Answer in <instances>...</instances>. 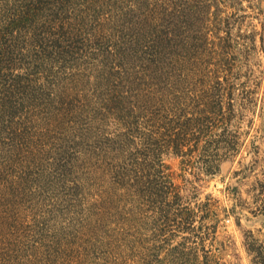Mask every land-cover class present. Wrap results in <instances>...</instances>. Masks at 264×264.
Wrapping results in <instances>:
<instances>
[{
    "label": "trees",
    "instance_id": "1",
    "mask_svg": "<svg viewBox=\"0 0 264 264\" xmlns=\"http://www.w3.org/2000/svg\"><path fill=\"white\" fill-rule=\"evenodd\" d=\"M58 1L65 11L77 2ZM7 2H0L3 118L31 103L21 94L23 90L28 93L30 86L36 29L33 24L38 21L37 14L43 12L37 1L16 0L14 12L8 14ZM120 2L129 7L128 12H122L121 20L126 13L132 23L123 25L124 39L130 40L115 45L116 55L129 63L125 60L117 67L114 80L119 87L110 100L113 110L108 111L117 120L116 133L109 139L113 157L103 167L95 165L96 173H100L97 183L102 178L107 181L95 200L87 203L92 210L86 206L87 232L82 245L75 250L76 256L70 255L63 245V256L61 252L53 254L54 264L161 262L156 254L146 262L140 253L145 247V206L149 204L154 212L159 210L182 230L192 228L196 214L183 204L188 178L183 180L184 185L178 184L164 157L173 154L180 158L184 174L217 175L223 162L240 153L242 133L237 123L244 113H254L261 102L264 0H113L111 5L118 7ZM99 10H86L74 18L67 14L63 25L59 24L62 34L64 31L71 40L75 34L82 43H94L90 44L93 48L97 40L105 38L107 19L101 18ZM52 11L57 14L61 8ZM41 23L36 36L47 40L50 36L45 35L46 24ZM18 80L26 82L18 86ZM12 135L18 140L16 131ZM258 181L260 203L257 197L256 203L264 212V172L263 179ZM97 183L92 190L84 187V194L92 196V191L101 186ZM3 206L0 201V216L10 211ZM9 217H0L3 235L15 227ZM163 227V235L174 233L169 231L170 225ZM249 235L246 246L252 263L264 264V244L251 232ZM169 239L167 236V242ZM6 242L13 246L18 241ZM4 249L0 240V264H22L23 259L26 264H33L29 257L5 254ZM180 255L174 259L169 253L161 264H206L210 260L207 255L200 261L197 250Z\"/></svg>",
    "mask_w": 264,
    "mask_h": 264
},
{
    "label": "rangeland",
    "instance_id": "2",
    "mask_svg": "<svg viewBox=\"0 0 264 264\" xmlns=\"http://www.w3.org/2000/svg\"><path fill=\"white\" fill-rule=\"evenodd\" d=\"M14 1L0 0L8 3V14L14 12ZM31 1L43 8L33 24L30 86L28 93H20L31 103L5 118L0 113V201L3 208L15 212L1 215L10 216L15 227L5 235V230L0 231V240L5 254H22L33 264H54L53 254L61 252L63 256V245L76 256L75 250L87 232V203L95 200L107 181L102 178L97 183L100 173H96L95 165L103 167L113 157L109 139L116 133L117 120L109 114L114 107L110 100L119 87L114 76L121 62L129 63L116 55L115 45L130 40L124 39L123 25L132 23V18L125 13L121 20L129 7L123 2L115 7L113 0H76L66 11L61 1ZM59 8V13H53L52 9ZM98 9L101 18L107 19L105 38L97 40L99 44L91 48L94 43H82L75 34L72 40L64 31L62 34L59 24L63 25L68 15L74 18L83 11ZM41 22L46 24L45 35L51 37L47 40L36 36ZM260 60L264 65V54ZM17 82L21 86L26 81ZM244 114L237 123L242 133L240 153L223 162L217 175L184 174L180 158L173 154L164 157L178 184L184 185L188 178L183 204L196 214L192 228L182 230L159 210L145 206V247L140 253L146 262L154 258L153 254L164 263L169 253L177 259L181 252L197 250L200 261L209 255L206 264H253L246 246L250 232L264 244V212L256 203V197L260 203L257 183L264 172V87L255 112ZM15 131L18 140L12 135ZM96 183L101 186L92 196L85 195L84 187L92 190ZM161 224L170 225L169 231L174 233L163 235L165 227ZM6 240L18 242L10 246ZM21 262L27 263L26 259Z\"/></svg>",
    "mask_w": 264,
    "mask_h": 264
}]
</instances>
